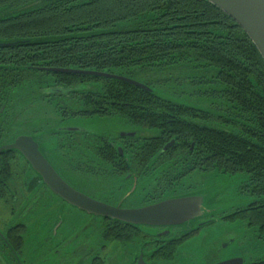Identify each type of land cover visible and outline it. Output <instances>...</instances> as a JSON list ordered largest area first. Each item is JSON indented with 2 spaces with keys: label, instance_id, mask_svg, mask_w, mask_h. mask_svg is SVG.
Returning <instances> with one entry per match:
<instances>
[{
  "label": "trees",
  "instance_id": "obj_1",
  "mask_svg": "<svg viewBox=\"0 0 264 264\" xmlns=\"http://www.w3.org/2000/svg\"><path fill=\"white\" fill-rule=\"evenodd\" d=\"M13 41L24 43L0 48V101L18 104L26 97L28 104L42 103L38 108L47 117L80 104L90 113L120 114L149 129L163 127L166 118L148 113L198 112L204 123L218 119L159 97L149 83L151 92L51 69L117 70L131 78V70L165 66L190 69L191 82L210 84L208 95L228 108L230 115L222 119L238 125L237 131L207 124L185 144L197 142L204 164L219 173L247 175L256 200L238 209V217L264 240V62L225 13L205 0H0V42ZM68 95L79 99L67 103L62 98ZM10 110L17 111L13 105Z\"/></svg>",
  "mask_w": 264,
  "mask_h": 264
},
{
  "label": "flooded vegetation",
  "instance_id": "obj_2",
  "mask_svg": "<svg viewBox=\"0 0 264 264\" xmlns=\"http://www.w3.org/2000/svg\"><path fill=\"white\" fill-rule=\"evenodd\" d=\"M196 82H192L190 88ZM146 83L151 84H141ZM78 99L69 95L62 98L67 103L72 101L71 104ZM0 104V148L12 144L18 136L31 137L65 183L92 199L91 194L99 197L100 200H94L107 205L135 209L193 194L201 198L198 192L192 191L203 182L202 174L217 171L204 164L197 142H190L189 147L185 144L188 135L200 134L203 126L209 124L203 122L198 112L148 113L166 118L163 127L149 129L120 114L90 113L88 106L80 104L74 105L72 110L60 107V111L52 112L53 118L40 112L42 103L28 104L26 97L18 104L10 103L9 98ZM12 105L17 111L11 112ZM31 107L33 112L29 110ZM92 116L115 119L121 128L113 134L97 135L61 126L71 118ZM125 133L133 137L122 136ZM171 141L172 145L160 153ZM10 151L8 154L0 152V212L8 213L7 219L0 221V264H106L110 255L116 257L119 252L123 254L120 257L129 259V264H178L177 261L184 258L195 264L197 256L185 243L203 228L211 230L220 220L223 223L235 219L245 221L238 217V209L221 215L207 213L202 207V198L200 216L181 226L128 224L94 216L64 202L44 185L19 152ZM247 186L250 187L249 182ZM66 208L86 219L81 228L63 230ZM28 226L47 231L48 238L37 247L40 251L44 248L49 256L24 258V234ZM252 234L256 246L249 251L251 254L238 253L222 262L235 259L233 264H259L264 250L257 242L264 240L254 230ZM35 258L37 260L33 261ZM216 263L211 260L202 264Z\"/></svg>",
  "mask_w": 264,
  "mask_h": 264
},
{
  "label": "rangeland",
  "instance_id": "obj_3",
  "mask_svg": "<svg viewBox=\"0 0 264 264\" xmlns=\"http://www.w3.org/2000/svg\"><path fill=\"white\" fill-rule=\"evenodd\" d=\"M189 70L185 68L173 70L162 66V68L148 69L144 72L131 70L130 72L133 74L130 77L138 83L150 82L153 91L161 98L174 100L189 107L206 111L215 117L218 116V119H214V121L209 123L210 126L224 131H237L238 125L224 122L222 119V117H226V114L230 115L227 112L228 108L223 105L220 99L208 95L211 90L210 84L204 83L202 80L191 86L193 90L190 88L192 82L190 81ZM118 73L119 71L113 70V74L116 75ZM199 74L201 73L198 72L197 75ZM209 74L210 71L205 77L210 78ZM50 116L53 118V113ZM61 126L79 128L97 135L113 134L121 128L117 120L100 116L71 118L63 122ZM46 150L50 149L47 148ZM202 176L203 182L192 192H198V196L203 199L202 207L207 210V213L213 212L219 215L231 213L237 209L245 208L256 200L255 196L250 192V187L247 186L248 177L245 173L224 174L214 171V173H203ZM91 196L100 200L97 196L92 194ZM65 210L67 215L64 218L63 230L81 228L86 222V219L79 217L80 215L75 210L69 208ZM7 217V211L2 210L0 212V221H5ZM1 218H4V220L2 221ZM252 233L253 228L250 229L243 220L235 219L230 221V223H223L220 220L211 230L206 231L203 228L198 235L185 244H188L193 249V252L191 251L193 255L197 256L195 259L197 263L195 264H202L211 260L220 263L222 260H226L238 253L253 250L256 244L253 242ZM24 237V251L26 254L24 258L25 256L32 258L49 256L44 253L46 252L44 248L40 251L37 247L39 243L48 238L47 231H38L32 226H28ZM257 244H260L261 249L264 250V242L258 241ZM184 245H182V250H184ZM120 249L122 250V248ZM249 253L251 254L252 252ZM122 255V252L116 254V257L110 255L106 264H129V259L120 257ZM36 260L35 258L33 261ZM177 262L178 264H191L185 258Z\"/></svg>",
  "mask_w": 264,
  "mask_h": 264
},
{
  "label": "water",
  "instance_id": "obj_4",
  "mask_svg": "<svg viewBox=\"0 0 264 264\" xmlns=\"http://www.w3.org/2000/svg\"><path fill=\"white\" fill-rule=\"evenodd\" d=\"M213 5L238 25L259 52L264 62V0H205ZM23 41L0 42V48L23 44ZM56 73H82L94 77L114 79L132 85L138 89L151 92L152 89L127 77L95 71H75L68 69H51ZM133 133V132H131ZM122 136L133 137V134ZM166 144L160 153L172 145ZM16 150L41 177L45 186L64 202L94 216L119 220L128 224H143L154 226H181L200 216L201 198L192 196L164 200L151 206L135 209H121L119 205L111 206L94 200L75 191L54 171L51 165L38 150L37 143L28 136H18L10 145L0 148L1 151ZM198 201V202H197ZM226 246V245H224ZM235 259L216 264H233Z\"/></svg>",
  "mask_w": 264,
  "mask_h": 264
}]
</instances>
